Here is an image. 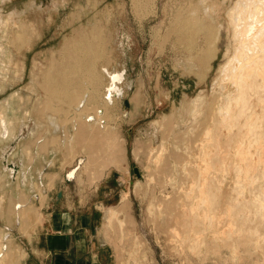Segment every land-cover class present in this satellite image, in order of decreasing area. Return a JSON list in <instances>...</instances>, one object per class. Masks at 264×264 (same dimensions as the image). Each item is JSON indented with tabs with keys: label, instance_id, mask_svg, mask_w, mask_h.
Returning <instances> with one entry per match:
<instances>
[{
	"label": "rangeland",
	"instance_id": "rangeland-1",
	"mask_svg": "<svg viewBox=\"0 0 264 264\" xmlns=\"http://www.w3.org/2000/svg\"><path fill=\"white\" fill-rule=\"evenodd\" d=\"M37 1L0 0V27L1 14L13 15L18 19L25 11L21 8L31 6L25 18L37 23L40 31L34 45L30 47L24 44L22 52L19 42H5L0 38V110L5 113L10 135L18 128L21 130L24 128L18 136L5 137L0 117V235L9 232V238H11L6 241L8 244L6 259L4 263L0 261V264H24L28 256L26 247H29V241H32L33 234L45 218L43 207L46 201L49 196L55 199L58 191L61 190V186L54 185L55 180L70 179L62 188L80 197L88 192L90 194L95 192L100 180L111 171L113 179L117 182H108V186L102 187L97 193L103 196L105 192H110L114 202L126 196L127 201H122L116 208L107 210L105 218L95 219V230L97 229L100 233L97 238L107 243L106 264H264V205L263 207L261 205L256 212L251 205L255 201L257 192H259L258 198L264 203V176L256 177L259 173L264 174V150L260 148L257 152V148L251 146L249 157H252L251 166L255 168L248 173L244 168L248 166L246 161H242L243 168L236 166V146L245 139L244 132H237V125L225 126L217 131L214 138L207 137L212 140L209 153L218 156L210 172L214 182L212 191L217 194L215 203L217 201L218 205L213 212L215 219L218 217L216 219L218 224L215 222L216 227L209 224L207 213H211L203 209L208 204L200 203L199 191L195 184V180H198L196 166L202 163L199 157V153L203 152L200 143L202 125L201 121L193 122V114L190 113L189 108L194 101L200 104L203 99H206V104L198 108L196 112L206 106L214 110L221 104L217 98L212 99V85L221 75L220 68L229 59L225 50L228 43L235 42L233 34L227 37L226 29H223L221 41L214 42L217 26L211 25L210 31L206 34L198 33L192 43L180 42L173 37L166 40V27L170 16L177 18L176 14L170 13L174 12L177 5L189 2L190 5L196 6L191 19L199 18L201 12L199 10L203 5L200 0H145L144 2L140 0L141 6L136 9L134 0H96L97 2L95 0L90 2L88 0H42L45 7L36 10L35 6L40 4ZM236 2L237 0H227L223 5L230 9ZM89 4L90 9H95L96 5L100 8H105L104 6L107 5L106 7L109 8L108 13L111 18L108 48L114 52L116 59L109 68L123 71L125 75V83L117 105L109 109L107 116V120H110L113 125L114 132V144L111 147L105 144V138H102V135L91 136L89 140L82 137L81 143L71 141L70 135L74 133V122L69 114L73 110H69L68 113L66 110H60V108H69L60 101L52 105V110L58 113L56 120L59 126L55 131L54 124L46 118L48 106L46 108L41 106L45 96L44 89L38 86L39 77L33 79L32 76V71L38 66L45 68L50 51L58 49L64 41L65 34L72 29L70 24L79 23L78 5ZM224 12L223 9V15ZM34 13L38 14L29 18V14ZM83 16L85 21L86 15ZM200 18L204 17L201 15ZM69 19L73 22L67 29L63 28L61 25L66 24ZM165 20L168 22L165 23ZM16 47L19 48L15 49ZM191 58L195 66H191ZM219 92L218 89L216 93L219 95ZM7 97L13 98L11 105L5 103L4 99ZM21 101H23L22 104ZM31 115H34V118H31ZM75 118L79 121L78 116ZM23 119H26L25 123ZM166 121L171 122L169 127ZM38 122L40 123L37 126ZM208 124L210 119H205L203 126L206 127ZM172 125L175 129L171 127ZM31 130L37 132L32 135ZM165 130H167L166 134ZM190 131L192 132L188 134ZM174 132L176 135L172 134ZM178 145L180 148H177ZM172 146L177 147L172 148ZM116 148L120 152H117ZM183 150L185 158L182 160ZM110 155H114L116 160H109ZM192 156L196 159H191ZM88 157L92 158L91 163L86 166L88 163L86 161L80 166V160H86ZM193 163L196 168L193 167ZM182 164L185 166L182 167ZM134 167H138L140 175L136 174ZM74 168H78L75 176L69 177L68 174ZM26 170L29 176L25 183L21 179H24ZM249 175L251 178L245 177ZM52 178H54L53 183L50 185L47 180ZM241 180L245 185H240ZM188 189L190 191L193 189L192 194L188 192ZM182 190L187 192L184 193ZM189 194L193 196L190 195V197ZM181 196L182 198H179ZM225 197L226 201H224ZM180 199H182L181 202ZM196 201L200 204L197 205ZM240 201L247 203L248 206L240 207L238 205ZM223 202L225 207L222 206ZM17 203H26V206L19 210L21 216L18 220L15 217ZM170 203L172 206L168 208ZM192 208L195 209L194 214ZM185 209L187 212H184ZM190 211L192 212L189 213ZM181 218L182 220L179 221ZM196 232L202 238L197 237ZM251 234L257 236L258 243L239 241L240 237ZM28 264L41 263L29 259Z\"/></svg>",
	"mask_w": 264,
	"mask_h": 264
},
{
	"label": "bare ground",
	"instance_id": "bare-ground-1",
	"mask_svg": "<svg viewBox=\"0 0 264 264\" xmlns=\"http://www.w3.org/2000/svg\"><path fill=\"white\" fill-rule=\"evenodd\" d=\"M90 1H92V0H88V2H90ZM134 1L137 4V5H135V3H134L135 9L139 8V6H141L140 3H142V1H140V0H134ZM144 1L145 0H143V2ZM226 1L227 0H200V2L203 4V5H201V9L199 10L201 12L199 13V18H194V19H191V17L194 16L192 13L195 11L194 7H196V6L190 5L191 3H189V2H185L182 5H177L174 12L170 13L172 15L176 14L177 15L176 19H174V18H172V16H170L169 22H168V20H165V23H166V21L168 22L167 27H166L167 28V31H166L167 33H166V37H165L166 40H169V38L171 39L173 37L175 40L189 44V43H192L195 41V36H197L198 33L199 34H201V33L206 34L208 31H210V29H212L211 25L217 26V28L215 30V35H214V42L218 43L219 41H221V38L223 36V29H226L227 37H230V35L233 34V38L235 40L234 43H228L227 44L225 54L228 55L229 59L226 61L224 66H222L220 68V74L221 75H220V77H217L215 79V81L212 85L213 86L212 99L217 98V100L221 104H219L218 107L214 108V110L211 107L206 106V107L202 108L201 111L196 112L198 108L203 107L206 104V99H203L200 104L198 102L195 103V101H194V104H191L190 108H189L191 111L190 113L193 114V119H194L193 122L201 121V125H202L201 142L199 141L202 144L201 148L203 149V150L201 149L203 152H201V150H200L201 153H199V157L201 158L202 163L198 164L196 166L197 167L196 170L198 171V180H195L196 181L195 184H196V188H198V191H199L198 195H200L199 196L200 197V203L208 204L207 206H204L205 208H203V209L207 210L211 213V214H209L206 212L209 215L208 216L209 220L206 217V215L203 214V216H204V218L206 217L205 219L208 220L209 224L213 227L217 226V225L215 226V222H216V219L218 217L215 219L216 216L214 217L215 214L213 212L216 208V205H218V204H216L217 201L215 203V200L217 199V198L215 199V197L217 194L214 193V191H212V188H213L212 185L214 184V182H213V177L211 176L212 174H210V172H211V168L214 167L216 161L218 160V158H217L218 156L212 155L211 153H209V146L212 143V140H210L207 137L212 136L214 138V135L217 133V131H219L220 129H223L225 126L237 125L238 126L237 132H244L245 133V135H244L245 139H242V142H239L236 146V153H235V155L237 157L236 158V161H237L236 166H238L241 169L244 167V165L242 163L244 161H246L248 163L247 164L248 166H246L244 168L247 170L248 173H250L255 168V167L253 168L251 166L252 165V157H249V153H250L249 149L254 146L255 149L257 148V152H258V149H260V148H262L264 150V0H237L235 5L232 6L230 9H227L228 7L227 8L224 7L225 5H223V4ZM37 2L40 4L35 6L36 10L40 9L41 7H42L41 9H43L45 7L42 0H38ZM138 4H140V5H138ZM145 4H146V2H145ZM21 6H24V5H21ZM89 6H90V4L89 5H78L79 11L77 9V12H78L79 23L77 25L75 23L70 24L71 22H73L72 19L68 20V22L66 23L67 25L66 24L61 25L63 28L66 27V29H67V27L70 24L71 25L70 27L72 29L70 30V32L68 34H65L64 39H63L64 41L60 45V47L58 49H52L50 51V54H49L47 61H46V64H45V68H41L38 66L36 70L32 71V76H33V79L39 77V80L37 81L38 86L41 87L42 89H44L43 91H44V96H45V98L42 99L43 101L41 103V106H44L43 108H46L48 106V108H46L48 110V112L46 113V118L51 123L54 124L55 131H56L57 127L59 126V124L56 120V116L58 115V113L56 110H52V105L53 104L56 105L57 104L56 101H60L64 105H67L69 107V108H60V110H62V111L66 110L67 111L66 113H68L69 110L70 111L73 110L72 113L74 115L72 113L69 114V116H72V119L74 122V124H73L74 133H72L70 135L71 141H74V142L76 141V142L81 143L80 138H82V137H86L89 140V137H91V136L93 137V136H101L102 135V138L103 137L105 138V142H106L105 144H107L109 147H111L114 144L113 143L114 132H113V125L111 124L110 120H107V116H108L109 109L113 108L114 105L119 100V95L122 93V88H123L124 83H125V81H124L125 75H124L123 71L115 70V69L113 70V68L112 69L109 68L110 64H112V62L115 59L114 52L108 48V44H109L108 41H109V34H110V31H109L110 30L109 29L110 28L109 27L110 22H109V20L111 18V16H109V13H108L109 8L106 7L107 5L104 6L105 8H100L99 5H96V8L94 7L95 9H90ZM142 6H143V4H142ZM30 8H31V6L29 8L22 7L21 10H25V11L23 12L21 17H18V19L14 18L13 15H8V14L2 15L1 14V16H2V24L0 27V38H1V40L5 41V42H10V41L19 42L21 44V52H22V46L24 44H26L30 47L32 45H34V43L36 42V36L38 35V32H40L39 27L37 26V23L32 22V20L25 18L26 14H28V10H31ZM174 8H175V6H174ZM82 9L85 11H83ZM223 9L225 11L224 15H223ZM225 9H227V10H225ZM164 10H166V9H164ZM167 13H166V15H167ZM37 14H35V13L33 15L29 14V18L35 17V15H37ZM190 14H192V16H189ZM83 15H86L85 21L83 20V17H84ZM111 15H112V13H111ZM201 15L204 17L203 19L200 18ZM168 17L169 16H167V18ZM227 22H228V25H227ZM234 46H235V50H234ZM18 48L19 47H16L15 49H18ZM190 62L192 63L191 66H195L194 65L195 62H194L193 58H191ZM33 83L36 84V82H33ZM129 85H130V83H129ZM218 89L220 91L219 95L216 93V91ZM4 101L6 104L11 105V103L13 102V98L7 97L4 99ZM22 102L23 101H21V104H22ZM5 106L8 107V105H5ZM93 108H94V110H93ZM92 111H94V113ZM194 111H195V113H194ZM165 115H163V116H165ZM77 116H78L79 121L77 120V118H75ZM0 117L2 119V126L4 129L3 134H4V136L7 137V135L9 134V126H8V122H7V119H6V116H5V113L3 110H0ZM171 117L172 116H170V118ZM31 118H34V117L31 115ZM205 119H210V124L206 125V127H204L205 125L203 126V122H205ZM25 120L26 119H23V123H25ZM169 120L171 121V119H169ZM168 121H166L165 123H169ZM39 123L40 122L37 123V126L39 125ZM165 123H164V125H165ZM170 123H169V125L167 124L168 127L171 125ZM172 124L175 126L174 123H172ZM173 125L171 127H173L175 129V127ZM167 126H165V127H167ZM188 127H190V126H187L186 128H188ZM160 128H161V126H160ZM169 129H172V128H169ZM181 130H180V132H181ZM166 131L167 130H165V132H164L165 134H166ZM175 132H176V130H175ZM175 132L172 134L176 135ZM191 132L192 131H190L188 134H190ZM58 133H59V131H58ZM181 133H183V132H181ZM168 134H170V133H168ZM179 135H177V136L179 137ZM194 135H196V134H194ZM162 136H163V134L161 135V137ZM193 137H195V136H193ZM169 139H170V137H169ZM171 139H173V138L171 137ZM184 139H186V138H184ZM164 141H167V140H164ZM172 141H174V140H172ZM167 142H169V141H167ZM175 142H171V143H175ZM189 142L191 145V141H189ZM162 143L163 142H161V145H163ZM74 145H75V143H74ZM165 146L167 147V145H165ZM165 146H163L164 149H165ZM173 146H172V148L177 147V146H175V147H173ZM84 147H85V145H84ZM160 147H159V149H160ZM187 147H188V145H187ZM177 148H180L179 145ZM177 150L175 151V153L177 152ZM116 151H117V148H116ZM118 151L120 152V150H118ZM182 152H184V150ZM151 154H153V153H151ZM157 154L158 153H156V155ZM170 155H172V154H170ZM117 157H118V155H117ZM155 157H157V156H155ZM153 158H154V156H153ZM183 158H185V152H184V157H182V160H183ZM114 159L116 160L115 156L110 155L109 160L114 161ZM191 159H196V158H194L192 156ZM197 160H198V158H197ZM80 161H81L80 166L82 165L83 162L85 164L86 161L88 162L86 166H88L89 163H91L92 158L88 157V159L87 158H86V160L81 159ZM156 161H158V160H156ZM195 161H193V162H195ZM164 162H165V160H164ZM169 164H170V162H169ZM156 165H157V162H156ZM193 165H194V163H193ZM80 166H78V167H80ZM160 166H161V163H160ZM176 166L178 167V165H176ZM184 166L185 165H183L182 167H184ZM157 167H158V165L156 166V168ZM193 167L196 168L195 165ZM180 168H181V166H180ZM213 169H216V168H213ZM77 170H78V168L72 169L70 171V173L68 174L69 177L75 176ZM194 171H195V169H194ZM189 173H192V172H189ZM219 173H220V171H219ZM167 175H168V173H167ZM183 175H185V174H183ZM160 176H162V175H160ZM178 176H180V175H178ZM263 176H264L263 173H261V174L259 173L256 175L257 178L263 177ZM157 177H158V175H157ZM189 177H188V179H189ZM195 177H196V175H195ZM245 177L251 178L250 175L245 176ZM193 178H192V180H193ZM157 181H158V178H157ZM168 181H170V180H168ZM173 182H175V181L173 180ZM177 182H179V181H177ZM184 184L182 183V185H184ZM182 185H181V187H182ZM240 185L243 186L245 184L242 181L240 183ZM190 186H192V185H190ZM157 187L159 188L158 185H157ZM193 187H195V186L193 185ZM174 188H176V187H174ZM208 188H210V189H208ZM180 189H183V188H180ZM190 189H191V187H190ZM192 190L191 191L189 190L188 192H191V194H192ZM185 191L186 190H182V192L186 193L187 191L186 192ZM217 192H218V190H217ZM191 194H189L188 196H190ZM226 195H228V194H226ZM258 195H259V192H257L255 201H253L251 203L254 212L258 211V209H259V207H261V205H262V207L264 205V203H262L261 199L258 198ZM168 196H170V195H168ZM191 196H193V195H191ZM125 197H123L122 200L127 201L126 200L127 197L126 198ZM179 198H182V196ZM186 198H188V197H186ZM226 199L227 198L225 197L224 201H226ZM181 200L182 199H180V202H181ZM187 200H189V199H187ZM190 200L192 201V198ZM194 202H193V204H194ZM191 203H190V205H191ZM198 203L199 202H197V205L200 204V203L199 204ZM224 204L225 203L223 202L222 206H224ZM170 205H171V203L168 204V208H170ZM238 205L240 207L248 206L247 203L242 202V201H240L238 203ZM21 206H22V203H17V205L15 204V209L17 210V214L15 217L17 218V220L20 219V216H21V213L19 211ZM173 207H175V206L173 205ZM157 208L158 207L156 206V210H157ZM193 208H195L194 205H193ZM193 208H192V211L194 214L195 209L193 210ZM197 208H199V207H197ZM218 208H220V207H218ZM189 209H191V207ZM230 210H231V207H230ZM185 211H186V209L184 210V212ZM192 211H190L189 213H191ZM217 212L220 213L219 211H217ZM203 213H205V211ZM216 215L218 216V214H216ZM171 218H172V216H171ZM183 218H184V216H183ZM186 218L189 221V219L191 217L189 215V219H188V216H186ZM204 218L202 217L201 219L204 220ZM201 219L199 221H201ZM181 220H182V218L179 221H181ZM178 223L180 225V222H178ZM216 223L218 224V222H216ZM244 225H245V223H244ZM204 226L206 228V225H204ZM191 227H192V225H191ZM194 227H195V225H194ZM199 227H200V225H199ZM184 228H181V229H184ZM210 229L207 228V230H210ZM185 230L188 231L189 229H185ZM200 230H199V232H200ZM205 230H203V231H205ZM192 231L194 233L193 229H192ZM197 233L198 232H196L195 234L197 235ZM190 234H192V233H190ZM182 235H184V234H182ZM9 236H10L9 232H5L3 235H0V261H1V263H4V261L6 259V255L8 253L7 252L8 244L6 241L11 239V238H9ZM199 236L202 238L201 235H199ZM199 236L197 235V237H199ZM224 237H226V236H224ZM197 239H199V238H197ZM204 239H205V237H204ZM203 241H205V240H203ZM203 241H202V243H204ZM229 241H231V240H229ZM239 241L242 243H247V242H252V241L258 243V238H257V236L251 234L250 236L240 237ZM231 243H233V242H231ZM196 246H195V248H196ZM232 255L236 256V254H232ZM135 258H137V257H135Z\"/></svg>",
	"mask_w": 264,
	"mask_h": 264
},
{
	"label": "crops",
	"instance_id": "crops-1",
	"mask_svg": "<svg viewBox=\"0 0 264 264\" xmlns=\"http://www.w3.org/2000/svg\"><path fill=\"white\" fill-rule=\"evenodd\" d=\"M23 131L24 128L23 130L18 128L14 131L15 133L8 134L7 137L18 136V133ZM36 132V130L30 131L32 135ZM27 176H29L28 170L24 172V179H21L25 183ZM113 178L112 171L108 172L95 188L96 193L88 192L87 195L80 197L62 188L70 179L55 180L54 185L61 186L60 189L63 190L61 204L55 206L54 198L48 197L43 207L45 218L33 234L32 241H29V247H26L28 256L24 264H28L29 259L41 264H106L105 246L107 243L97 238L100 233L97 229L95 230V219L105 218L107 210L116 208L124 200L119 198L117 202H114L110 197L112 196L110 192H105L103 196L97 192L102 187H107L108 182H117ZM53 179L47 180V183L51 185ZM24 206L26 205L22 203L21 207Z\"/></svg>",
	"mask_w": 264,
	"mask_h": 264
},
{
	"label": "water",
	"instance_id": "water-1",
	"mask_svg": "<svg viewBox=\"0 0 264 264\" xmlns=\"http://www.w3.org/2000/svg\"><path fill=\"white\" fill-rule=\"evenodd\" d=\"M134 171L136 172L137 175H140L138 167H134ZM62 197H63V191L59 190L56 195V198L54 199L55 206H59L61 204Z\"/></svg>",
	"mask_w": 264,
	"mask_h": 264
}]
</instances>
